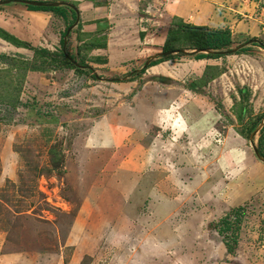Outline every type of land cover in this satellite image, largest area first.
Segmentation results:
<instances>
[{
	"label": "rangeland",
	"instance_id": "rangeland-1",
	"mask_svg": "<svg viewBox=\"0 0 264 264\" xmlns=\"http://www.w3.org/2000/svg\"><path fill=\"white\" fill-rule=\"evenodd\" d=\"M85 1L37 18L27 46L0 41V264H264V163L251 148L264 122L248 140L264 115L238 133L264 113V48L172 54L129 75L157 51L139 32H162L161 9L136 0L143 22L114 11L93 23L79 18ZM224 4L233 14L216 25L230 23L231 48L264 43V0ZM24 7L9 1L0 17ZM66 30L64 50L84 66L59 58Z\"/></svg>",
	"mask_w": 264,
	"mask_h": 264
},
{
	"label": "crops",
	"instance_id": "crops-1",
	"mask_svg": "<svg viewBox=\"0 0 264 264\" xmlns=\"http://www.w3.org/2000/svg\"><path fill=\"white\" fill-rule=\"evenodd\" d=\"M72 1H76V0H72ZM153 2H155L156 6H158L159 9H161V15H159L158 20L161 22L163 26L160 27V29H162V32H159L158 34L154 33V34L146 35L144 33L142 35L143 41H142L141 48L147 50V52H150L156 49L157 51L155 53L160 52L159 46L162 45L163 40H164V35H165L164 28L168 25L170 18L172 16L179 17L184 22L190 23L193 25H205L211 28L226 27L230 30L231 26L229 22L225 25H216L217 21H220V19L223 18L222 16L224 15L222 14H225V17L227 18L230 17V15L229 16L226 15L228 12H231V14H233L232 10L234 9L229 10L225 7L224 3H226L227 0H157V1L155 0ZM82 4L83 5L87 4L88 6L86 5V7L83 9L79 8L81 9V12L79 14V18L81 19L84 17L87 19L89 18V20H92V21L101 20V18H105L106 20V19H110L114 17L112 12L118 11L119 20H123L127 22L135 20L136 22L137 20H139L138 19L139 17L142 20V22H143V19L146 20L145 16L135 11L137 8L136 0H89L88 3H86L85 1ZM235 9L238 10V7ZM20 11H21V16L18 19L11 16L10 14L9 15L2 14V16L0 17V29L6 32L7 34L13 36L17 40L24 41V42H26V40H29L27 39L28 36L32 38L34 36L32 35L33 33H37L39 36L42 35L40 32V31L43 32V29L40 27L42 22L41 20L37 21L36 19L42 18L43 16H50L48 14V12L50 11L30 10V9H27L26 7H24ZM115 20H117V18ZM42 21L45 22L44 19H42ZM94 22H98V21H93V23ZM144 25L145 24L143 23V26ZM142 30L140 29V32L145 31V30L143 31ZM136 37H137V40L139 41V37L138 36ZM146 37H148V39H146ZM154 39H158L159 41H154ZM31 40L32 39H30L29 42ZM0 41L4 43H8L1 38H0ZM79 42H82V41H79ZM155 44H159V46ZM10 45L15 47V45H12V44ZM100 49H103V48L95 46L91 48L90 51L100 52ZM146 54H149V53H146ZM149 56L151 55L149 54ZM94 57H99V56L94 55ZM155 65H152V66H155ZM150 67L151 66H149V68Z\"/></svg>",
	"mask_w": 264,
	"mask_h": 264
},
{
	"label": "trees",
	"instance_id": "trees-1",
	"mask_svg": "<svg viewBox=\"0 0 264 264\" xmlns=\"http://www.w3.org/2000/svg\"><path fill=\"white\" fill-rule=\"evenodd\" d=\"M70 3L74 4V1H70ZM27 9L30 10H44V11H51L53 13H57L60 16L66 17V7H60V6H36V5H25ZM67 9L70 10V12L75 15L74 8L67 7ZM164 40L160 47V51H172L171 54L161 55L157 56L156 58L150 60L147 62L144 66L139 68L138 70L131 71L129 75H132L133 73H142L145 68L158 64L159 62H162L166 59H169L172 54H183L184 52H181L180 50L182 48H187L188 50H204L208 49L212 52L209 53H202V52H189L188 55H191L194 59H203V58H217L225 54L229 53H238L245 50L244 47H241L237 49L235 52H219L221 50L227 51L229 50L232 45L233 39L230 31L227 28H211L205 25H193L190 23L184 22L181 18L172 16L170 18V21L168 25L164 28ZM64 32H62L60 36V51H59V58H62V60H72L70 57H68V54L64 50L63 46V36ZM139 36H142V34L139 32ZM0 38L15 45V46H27V42L19 41L13 36L7 34L3 30L0 29ZM253 38H249L248 40H251ZM255 45H258L262 48H264V43L259 41L257 43H253ZM98 46L103 47L104 41H91L90 43L85 44V48L90 50L91 48ZM45 50V49H43ZM78 54V53H77ZM148 56V55H147ZM83 57H81V63H76L75 61H71V66H84L82 64ZM94 62L102 63L104 62V59L101 57H93L92 58ZM82 64V65H81ZM211 67L208 66L207 69H210ZM208 71V70H206ZM206 71H204V76L207 75ZM91 75L94 77V75L91 73ZM131 78V77H130ZM131 80V79H130ZM202 78L199 80L202 82ZM244 107V106H243ZM244 111H247L245 107L240 109L238 111L236 117L239 121H242L244 118ZM264 115V113H261L259 115H256L251 120H249L244 127V130L238 131L239 135L241 136H247L248 131L255 126V124L261 119V117ZM264 126V125H263ZM264 128V127H263ZM257 151L258 153L264 158V135L260 133L258 139H257ZM53 159V158H51ZM234 215H236V212H234ZM236 218L234 222H236ZM232 222L229 221L228 217L223 216L221 219V224L218 226V232L224 235V237H227L224 239V245L226 247L227 251H231L232 246L230 245V241H234V235L228 234L227 231L232 228Z\"/></svg>",
	"mask_w": 264,
	"mask_h": 264
},
{
	"label": "water",
	"instance_id": "water-1",
	"mask_svg": "<svg viewBox=\"0 0 264 264\" xmlns=\"http://www.w3.org/2000/svg\"><path fill=\"white\" fill-rule=\"evenodd\" d=\"M9 1H14V2L23 3L24 5H36V6H59V5H66V6H69V7H71V8H74L70 3L65 2V1H44V0H0V5L5 4V3L9 2ZM75 19H77V16L75 17ZM66 35H67V30L65 31L64 36H63V45H64V43H65V36H66ZM257 42H258V40H257L256 38H253V39H251V40H247V41H245V42H243V43H241V44H238V45H236L235 47H232V48H230V49L227 50V51L221 50V51H219V52H222V53H223V52H234V51H236L237 49H239V48L245 46V45L248 44V43H257ZM180 51H181V52H184V53H189V52H192V53H193V52L209 53V52H212L211 50H208V49H204V50H195V49H193V50L188 51V52H187V51H184V50L181 49ZM171 53H173V52H172V51H165V52L160 51V52H157V53H155V54H153V55L147 57V58L145 59V61L143 62L142 66H144L147 62H149L150 60L156 58L157 56L166 55V54H171ZM263 122H264V121L260 122V123L258 124V126L256 127V129H254L253 132H252L251 134L248 135V140H249V141H251L252 135H253L257 130L260 129L261 125H263ZM251 148H252V150H253V153H254L255 157H256L257 159H259L262 163H264V158L258 153L257 148H256L253 144H251Z\"/></svg>",
	"mask_w": 264,
	"mask_h": 264
}]
</instances>
